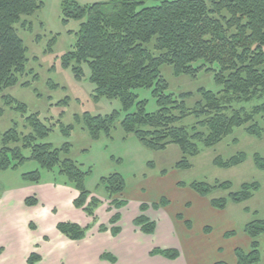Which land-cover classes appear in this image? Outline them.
I'll return each instance as SVG.
<instances>
[{
  "label": "trees",
  "instance_id": "16d2710c",
  "mask_svg": "<svg viewBox=\"0 0 264 264\" xmlns=\"http://www.w3.org/2000/svg\"><path fill=\"white\" fill-rule=\"evenodd\" d=\"M151 0H112L90 6H81L66 0L62 5L63 22H82L76 34V43L61 58V65L70 69L78 80L85 78L83 67L90 69V82L95 86L93 100L106 98L120 100L121 111L109 115L92 116L85 114L78 124H84L93 141L105 134L111 138L117 123L126 135H134L148 149L165 151L176 145L183 158L176 165L179 170H189L190 157L200 154V144L205 148L219 145L231 136L237 128H245L247 134L261 139L264 130L257 118L264 117V103L251 111L242 107L264 98V0H154L157 6L147 7ZM43 7L41 0H0V97L7 106L27 113V106L15 99L4 96L5 90L19 84L26 70L27 48L18 33L17 26L25 27V17L34 16ZM56 37L47 46L46 53L53 54ZM169 66L176 77L195 78L200 73L214 74L221 91L201 88V99L191 109L187 100L193 93H170V84L162 75V67ZM29 85H24L28 87ZM52 83V88H57ZM149 90L156 100L158 110L147 111L148 101L140 99L138 91ZM68 98L61 105L68 104ZM239 107V108H238ZM2 110H0V115ZM193 117L192 126L183 123ZM27 125L31 134L20 137L15 128L3 135L0 150V171L18 170L27 161H36L41 170L56 172L55 183L75 189L79 196L74 200L76 209L82 210L93 224L96 212L102 202L93 197L85 187L91 170L84 171L70 158L72 145L65 143L56 148L44 142L52 128L39 115H30ZM74 126L60 125L61 132L69 137ZM23 143L22 147L18 145ZM15 144L17 147L11 148ZM24 150H31V157L24 156ZM245 153L230 160L217 157L213 164L221 169H231L244 164ZM256 167L264 171V158L254 156ZM27 183L40 184V171L23 175ZM181 187H186L180 183ZM112 205L118 210L110 220L111 228L101 225L102 233L110 232L117 237L121 211L129 203L123 197L126 182L122 175L115 173L100 181ZM190 188L200 197L208 198L216 190L229 191L230 182L193 183ZM260 189V184L245 183L239 192L231 193L226 199L212 200L217 210H226L229 202L242 204L250 201ZM162 198L152 205H140V217L133 224L146 235H154L157 223L146 213L159 211L169 205ZM28 207L38 205L36 198L25 201ZM249 211V210H247ZM181 219V216H178ZM190 227V223H187ZM92 227L82 228L73 223H59L57 230L71 241H82ZM208 231V228H205ZM245 233L252 240L251 251L237 249V264H260L262 252L260 238L264 236V220H255L245 227ZM235 233L229 232L225 237ZM150 255L176 261L180 253L175 249H154ZM102 260L116 264L110 254ZM41 257L33 253L27 264H39ZM226 264V263H217Z\"/></svg>",
  "mask_w": 264,
  "mask_h": 264
},
{
  "label": "rangeland",
  "instance_id": "374dc122",
  "mask_svg": "<svg viewBox=\"0 0 264 264\" xmlns=\"http://www.w3.org/2000/svg\"><path fill=\"white\" fill-rule=\"evenodd\" d=\"M64 1L66 0H41L43 7L34 16L23 18L26 22L25 27L17 26L18 33L27 48L28 62L19 84L5 90L3 95L26 105L27 113L22 114L14 110L12 106H7L2 96L0 97V110H2L0 150L3 147V135L13 128L17 130L20 137L29 136L32 131L27 125L26 118L38 114L39 118L52 128L49 137L44 142L51 143L56 148L62 147L67 142L72 145L70 158L84 171L91 170L85 182L86 189L102 202L104 208L111 209L113 216L118 213V210L109 200L105 188L100 186V181L115 173L122 175L126 182V190L124 196L118 199H125L129 205L123 208L122 212L119 211L122 223L118 226L124 236L133 235L134 249L130 255L120 259L119 264L173 263L160 256L150 257L149 252L156 248L174 249L180 245L181 240L183 258L187 262L197 260L198 264H212L219 261L233 263L234 250L238 247L243 248L245 245L246 248L249 247L248 236L245 233L246 225L255 220H264V171L259 170L254 162L256 154L264 158V133L263 137L258 139L247 134L245 128H237L231 136L215 147L205 148L200 144V154L189 158L192 164L189 170L176 168L183 158L178 146L172 145L165 151L148 149L134 135H126L119 123L116 124L111 138L103 134L100 140L93 141L84 124L76 122V117L79 116L82 119L87 113L92 116H105L116 111L120 112L122 104L118 99L103 98L99 102L93 100L95 86L89 80L91 72L88 66L83 67L85 78L82 80H78L70 69L62 67L61 58L75 45L76 34L82 24L75 20H70L68 23L63 22L62 5ZM70 1H75L81 6H90L112 0ZM159 4L160 1L151 0L146 3V6ZM54 37H56L54 53L47 54L48 43ZM162 75L170 84V93L194 94L187 100V105L191 109L201 99L198 94L199 89L205 88L215 93L222 89L216 84L212 73L203 72L195 78L176 77L171 67L164 66ZM52 83L58 87L52 88ZM26 84L29 86L24 87ZM138 93L140 99L148 101V112L154 113L158 110L151 91L140 90ZM66 98L69 100L68 104L61 105ZM261 103H264V98L244 104L242 107L251 111L253 107ZM257 121L264 130V117L257 118ZM194 123L195 120L191 117L183 124L190 127ZM61 124L65 127H75L69 137L61 132ZM17 145L11 144L10 147L15 148ZM18 146L22 147L23 143ZM23 153L26 158L31 157V150H24ZM240 153H245L247 160L238 167L221 169L213 164L217 157L230 160ZM36 171L41 173L42 184H56L57 170L54 173L41 170L39 164L32 160L27 161L18 170L0 171V214L18 216L24 228H28L32 222L28 218L37 215L38 211H31L33 209L26 207L22 197L35 198L39 184L27 183L23 175ZM216 182H230L232 188L229 191L216 190L208 198L200 197L190 188L193 183L214 185ZM254 182L260 184V189L250 201L242 204L229 202L226 210H217L212 207V200L227 199L231 193L239 192L243 184ZM180 183L185 184L186 187H181ZM162 198L170 202L166 207L167 210L159 213L150 209L154 217L150 219L158 225L155 235L133 233L131 229L134 227L133 221L141 215L140 205L143 203L152 205ZM70 202L66 199L57 205L61 219L73 218L74 210ZM201 203H204V206ZM177 214L181 216V219H175ZM169 216L175 222L177 232L168 224ZM98 217L101 224L109 221L105 210L101 209ZM187 223H190V227ZM180 226H185L186 232L191 231V235L190 232L183 235ZM208 226L212 228L211 233L204 230ZM109 228H111L110 224ZM226 231H234L235 234L225 237ZM1 232L3 231L0 230ZM39 233L40 235L49 234L50 230L40 226ZM94 234L97 233L90 235V239L95 238ZM192 238L198 240H192ZM263 238L264 236L260 238L262 264H264ZM4 239L3 234V237L0 236L2 240L0 245L4 243ZM189 240L194 241L195 245L198 244L195 257L192 255L191 245L188 246ZM118 242L121 244L120 241ZM36 248L38 249V245ZM34 253L39 254L38 251Z\"/></svg>",
  "mask_w": 264,
  "mask_h": 264
},
{
  "label": "crops",
  "instance_id": "0c3cea01",
  "mask_svg": "<svg viewBox=\"0 0 264 264\" xmlns=\"http://www.w3.org/2000/svg\"><path fill=\"white\" fill-rule=\"evenodd\" d=\"M37 188L38 192L35 193L34 197L37 199L38 205L29 208L33 209L31 211H38V213L32 218H28L30 221H32L28 228L23 227L21 221L18 220V216H7L5 214H0V230L3 231L0 233V236L3 237L4 234L5 238L4 243L0 245V264H27L29 257L34 253V251H38V255L41 257V262L39 264H112L107 260H102V256L108 253L116 260V264H119L120 259L132 253L134 249L133 235L124 236L123 231L121 230V233L117 237H114L110 232L102 233L99 230L101 225L110 229L109 224L113 216L112 211H110L111 209L108 210L109 208H104V205H102L96 212L97 221L95 224H93V220L91 218H89L82 210H78L74 207L73 202L79 196V193L75 189L53 183H48L45 185L41 183ZM26 199H28V197H22L24 203ZM66 199L71 201L70 203L72 204V208L74 210L73 218L71 217L68 220L61 219V217L58 215L57 209V205L62 203H60V201H64ZM201 205L204 206V203H201ZM25 206L28 207L26 204ZM101 209L105 210L107 213V218L109 221L106 224H101L99 221L98 214ZM165 210H167V208H163L157 212L162 213ZM146 216L149 219L153 217L150 210L147 211ZM178 216L180 215L177 214L175 219H178ZM168 222L171 228L173 227V230L177 232L175 222L170 216ZM59 223H73L81 226L82 228H92L89 230L84 240L75 242L69 240L57 230V225ZM121 223L122 216L119 224ZM40 226L49 229L50 233L40 235ZM180 227V231L183 233V235H186L189 232L191 235V231L186 232L187 230H185V226ZM205 228H208L207 232L211 233V227L208 226ZM131 229L133 233H138L139 235L144 234L138 230L139 228L135 226ZM157 229L158 225L155 233L157 232ZM135 230H138V232H135ZM229 232L234 231H226L224 236ZM93 233L97 234H94V236L96 235L95 238L90 239V235ZM30 235L31 237H29ZM247 239L249 244V247L247 248L249 250L245 245V247H238L234 251L240 249L245 253H249L251 251L252 240L249 236ZM192 240L198 239L192 238ZM118 241H120L121 244H119ZM179 242L182 243V240ZM181 243L174 248L180 253V257L176 261H172L173 263L169 264H198L197 260H193L192 262H187L184 260V253ZM36 245H38V249L36 248ZM189 245H191L190 248L192 255L195 257L198 244L195 245L194 241L189 240L188 246ZM152 251L149 252L150 257H152L150 255ZM217 263H221V261L212 264ZM262 263L263 255L260 264ZM163 264H165V262ZM231 264H237L235 252L233 263L231 262Z\"/></svg>",
  "mask_w": 264,
  "mask_h": 264
}]
</instances>
